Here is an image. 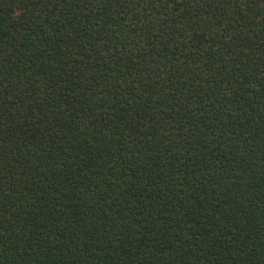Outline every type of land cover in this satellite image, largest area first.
I'll list each match as a JSON object with an SVG mask.
<instances>
[{
    "label": "trees",
    "instance_id": "obj_1",
    "mask_svg": "<svg viewBox=\"0 0 264 264\" xmlns=\"http://www.w3.org/2000/svg\"><path fill=\"white\" fill-rule=\"evenodd\" d=\"M0 264H264V0H0Z\"/></svg>",
    "mask_w": 264,
    "mask_h": 264
}]
</instances>
